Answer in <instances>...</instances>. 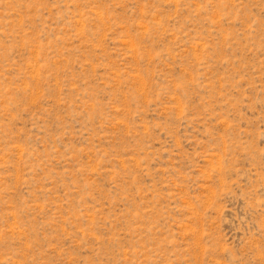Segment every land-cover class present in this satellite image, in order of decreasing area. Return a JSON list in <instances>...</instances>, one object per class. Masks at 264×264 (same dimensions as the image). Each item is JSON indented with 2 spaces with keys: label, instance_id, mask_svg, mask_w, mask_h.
Segmentation results:
<instances>
[{
  "label": "rangeland",
  "instance_id": "obj_1",
  "mask_svg": "<svg viewBox=\"0 0 264 264\" xmlns=\"http://www.w3.org/2000/svg\"><path fill=\"white\" fill-rule=\"evenodd\" d=\"M0 264H264V0H0Z\"/></svg>",
  "mask_w": 264,
  "mask_h": 264
}]
</instances>
